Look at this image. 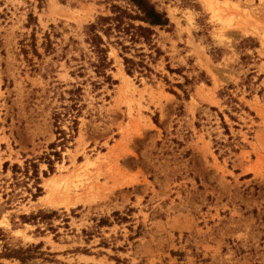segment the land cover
<instances>
[{
  "label": "rangeland",
  "instance_id": "rangeland-1",
  "mask_svg": "<svg viewBox=\"0 0 264 264\" xmlns=\"http://www.w3.org/2000/svg\"><path fill=\"white\" fill-rule=\"evenodd\" d=\"M152 1L171 24L156 32L153 74L127 76L110 46L116 84L95 89L91 70L71 75L73 59L111 0H0V252L53 255L24 264H264V0ZM201 73L184 100L175 85ZM75 87L77 136L49 174L52 116Z\"/></svg>",
  "mask_w": 264,
  "mask_h": 264
},
{
  "label": "trees",
  "instance_id": "trees-1",
  "mask_svg": "<svg viewBox=\"0 0 264 264\" xmlns=\"http://www.w3.org/2000/svg\"><path fill=\"white\" fill-rule=\"evenodd\" d=\"M39 6L45 3L46 0H35ZM61 4H66L69 0H58ZM109 14L104 16H98L92 23L83 27V43L87 46V54L83 50H80V59H73L76 62H80L76 71L72 72V76L79 78L84 77V73L88 70L94 74L96 79H100L99 82H91L95 89H99L102 86H108L110 89L116 81L112 79L109 72L112 71V61L108 57L110 46L114 47L118 56L122 60L124 72L129 77L137 75L139 78H149L153 74L150 67L151 64L162 55L161 51L153 43L157 30H167L171 27L170 21L166 12L157 8L156 3L152 0H111L109 5ZM30 20H34L33 16H30ZM53 29V28H52ZM32 49L37 57H40L36 50L34 35L32 36ZM42 48L46 54H54L55 49L51 46L50 35L46 34L44 37ZM253 42L252 39H246L242 44ZM254 43V42H253ZM74 44H77L74 42ZM246 46L242 47L245 48ZM145 48L150 53L144 52ZM89 55V56H88ZM87 65L89 68H86ZM166 70L170 74L182 75V69L172 70L168 66ZM184 79L183 84H176L184 100H188L189 94L192 91H188L186 87L192 85V87L201 83L204 74L201 73L198 77L189 79L182 76ZM208 84V82H205ZM230 87V86H229ZM226 88L221 94L223 96L230 97ZM82 90L78 87L72 88L65 92L68 94L67 101L68 106H62V113L55 112L52 116L54 134L57 136L56 141L49 145L50 153L44 156L45 164L48 167V173L54 172L55 162L61 160V153L68 144L72 143L77 136L79 121L78 118L81 115V106L79 101L82 96ZM177 99L181 100V96L175 92H170ZM222 119V118H221ZM230 119H233L230 117ZM68 123L66 129L62 128V123ZM224 128L227 131L226 126ZM8 167L4 164V169ZM34 168L33 175L38 181V168L36 164H32ZM46 176V173H44ZM42 192L41 188L36 187V194L33 198H36ZM55 212L49 214L40 213L39 216H31L22 219L26 222L30 220L34 221L38 218H50L55 216ZM1 236V234H0ZM42 245L39 244L35 247H29L27 249L11 248L8 245L2 247L0 252V259L16 260L24 264L27 261L33 259H42L43 261L50 262L48 257H52L51 254H46L40 251Z\"/></svg>",
  "mask_w": 264,
  "mask_h": 264
}]
</instances>
